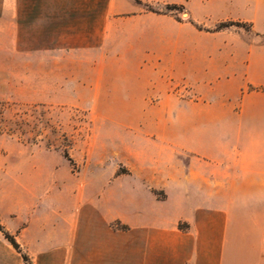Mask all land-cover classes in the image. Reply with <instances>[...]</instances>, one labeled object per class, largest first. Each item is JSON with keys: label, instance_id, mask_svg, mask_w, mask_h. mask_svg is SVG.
Segmentation results:
<instances>
[{"label": "crops", "instance_id": "0c3cea01", "mask_svg": "<svg viewBox=\"0 0 264 264\" xmlns=\"http://www.w3.org/2000/svg\"><path fill=\"white\" fill-rule=\"evenodd\" d=\"M149 1L183 4L189 19L140 14L128 0H63L59 7L101 5L108 20L125 6L129 21L144 24L138 59L149 73L145 99L164 106L166 127L177 128L158 136L170 165L163 173L148 169L141 179L151 188L125 197L124 231L101 208L88 229L82 209L37 212L17 236L31 264H264V230L239 219V201L258 200L264 186V0H220L212 15L251 24L252 32L197 30L190 19L201 22L213 0ZM36 7L35 0H0V22L19 27ZM158 189L164 199L152 193ZM254 189L256 196H245ZM0 264L9 263L0 256ZM10 264L25 263L18 257Z\"/></svg>", "mask_w": 264, "mask_h": 264}, {"label": "rangeland", "instance_id": "374dc122", "mask_svg": "<svg viewBox=\"0 0 264 264\" xmlns=\"http://www.w3.org/2000/svg\"><path fill=\"white\" fill-rule=\"evenodd\" d=\"M61 1L35 0V18L19 27L0 22V226L16 241L39 211L65 215L82 209L88 229L98 225L93 216L101 208L112 219L110 226L124 231L123 200L151 188L141 179L148 169L167 171L171 154L158 136L177 129L162 120L164 106L145 99L149 73L139 70L138 59L144 24L129 21L125 6L105 20L101 5L62 9ZM128 1L140 14L174 5ZM219 5L213 0L207 16L193 21L201 30L193 26L215 32L228 22L212 17ZM179 6L183 9L168 15L185 22L189 12ZM92 11L98 19L91 18ZM227 30L252 32L239 26ZM152 193L165 198L162 189ZM253 195L255 189L245 191ZM258 196L239 201V219L261 232L264 186ZM20 247L31 264V254ZM0 256L9 264L23 260L1 230Z\"/></svg>", "mask_w": 264, "mask_h": 264}, {"label": "trees", "instance_id": "16d2710c", "mask_svg": "<svg viewBox=\"0 0 264 264\" xmlns=\"http://www.w3.org/2000/svg\"><path fill=\"white\" fill-rule=\"evenodd\" d=\"M135 3L139 4V5H142V2L140 0H134ZM183 6H179V5H173V6H167L166 7V11L165 12H156L154 10H151L150 8L148 9L149 12L151 13H157V14H162V15H168V13H170L169 11L171 10H174V9H181ZM183 9V8H182ZM178 20V19H177ZM179 21V20H178ZM190 22L199 30H201V28H199L193 21L190 20ZM233 26H239V27H242L244 29H246V27H249L251 30H252V25L251 24H248V23H242V22H239V23H235V22H226V23H222L220 24L216 29H215V32H219V31H223L224 29H227V28H230V27H233ZM7 134H10V135H14V132L12 131V129H9ZM34 141V140H33ZM64 154H65V157L68 158L69 161H72L69 156H68V152L67 151H64ZM121 230H126L127 227H124L122 226L120 228ZM0 230L3 232V234L5 235L6 239L11 243V245L15 248V250H17L21 255H22V258L24 260V262L26 264H29L30 262V259L29 257L24 254L21 250V247L20 245L17 243L16 239L9 235L8 233H6L3 228L0 226Z\"/></svg>", "mask_w": 264, "mask_h": 264}]
</instances>
